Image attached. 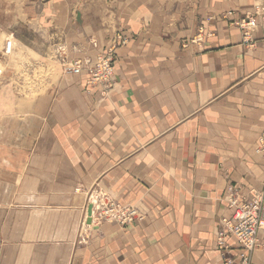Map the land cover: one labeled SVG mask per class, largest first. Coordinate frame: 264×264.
I'll return each mask as SVG.
<instances>
[{"label":"crops","instance_id":"obj_1","mask_svg":"<svg viewBox=\"0 0 264 264\" xmlns=\"http://www.w3.org/2000/svg\"><path fill=\"white\" fill-rule=\"evenodd\" d=\"M256 6L0 0V264H223L229 186L264 191V15L254 47L235 24ZM117 35L105 94L65 71ZM95 195L144 218L88 224Z\"/></svg>","mask_w":264,"mask_h":264},{"label":"built area","instance_id":"obj_2","mask_svg":"<svg viewBox=\"0 0 264 264\" xmlns=\"http://www.w3.org/2000/svg\"><path fill=\"white\" fill-rule=\"evenodd\" d=\"M263 15L264 8L256 6L253 14L235 23L242 30L244 41L249 47H254L253 34L259 27ZM205 33L206 30L201 28L194 42H203ZM211 35L212 33L208 34ZM128 43L127 37L117 35L109 48L98 55L95 61L91 59L66 61L65 71L75 76L86 72L89 77L87 85L92 88L102 86L105 94L114 87L116 52L119 47H124ZM12 45L10 41L7 42V53L12 50ZM258 139L256 153L264 161V134ZM226 198L232 214L230 217L222 218L221 228L215 241L223 258V264H255L251 254L263 245L261 235L264 233V191L254 189L249 196H243L237 187L230 185ZM91 204L94 207L92 216L95 225L108 222L127 226L144 218L135 206L122 205L104 195H97L94 203Z\"/></svg>","mask_w":264,"mask_h":264},{"label":"water","instance_id":"obj_3","mask_svg":"<svg viewBox=\"0 0 264 264\" xmlns=\"http://www.w3.org/2000/svg\"><path fill=\"white\" fill-rule=\"evenodd\" d=\"M93 205L90 204L89 207H88V216H89V219H88V224H92L93 223V216H92V213H93Z\"/></svg>","mask_w":264,"mask_h":264},{"label":"rangeland","instance_id":"obj_4","mask_svg":"<svg viewBox=\"0 0 264 264\" xmlns=\"http://www.w3.org/2000/svg\"><path fill=\"white\" fill-rule=\"evenodd\" d=\"M68 57H69V59L66 60V61L71 62V61L73 60V58L70 56V53L68 54ZM52 64H53V67L55 68V62H52ZM52 64H51V65H52ZM71 75H72V74H71ZM27 81H30V80L28 79ZM96 198H97V195H95V198H93V200H91L92 203H94V201H95Z\"/></svg>","mask_w":264,"mask_h":264},{"label":"bare ground","instance_id":"obj_5","mask_svg":"<svg viewBox=\"0 0 264 264\" xmlns=\"http://www.w3.org/2000/svg\"><path fill=\"white\" fill-rule=\"evenodd\" d=\"M94 224V223H93ZM95 225V224H94Z\"/></svg>","mask_w":264,"mask_h":264}]
</instances>
